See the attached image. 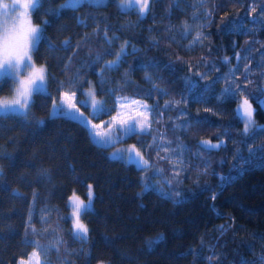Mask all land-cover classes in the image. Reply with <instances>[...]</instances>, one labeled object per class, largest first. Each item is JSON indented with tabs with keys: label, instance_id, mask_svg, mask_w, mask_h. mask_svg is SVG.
I'll return each mask as SVG.
<instances>
[{
	"label": "trees",
	"instance_id": "1",
	"mask_svg": "<svg viewBox=\"0 0 264 264\" xmlns=\"http://www.w3.org/2000/svg\"><path fill=\"white\" fill-rule=\"evenodd\" d=\"M60 1L30 12L42 29L31 55L47 68L46 88L27 120L0 122V264L33 247L54 264H264V0H150L143 16L117 0ZM122 46L118 68H105ZM87 81L104 108L94 120L115 111L118 95L154 110L150 134L131 136L147 169L112 159L87 129L50 114L61 91L79 86L78 98ZM237 84L254 110L248 135ZM10 88L6 79L0 96ZM202 139L220 147L206 150ZM88 183L81 241L67 197L84 196Z\"/></svg>",
	"mask_w": 264,
	"mask_h": 264
},
{
	"label": "snow or ice",
	"instance_id": "2",
	"mask_svg": "<svg viewBox=\"0 0 264 264\" xmlns=\"http://www.w3.org/2000/svg\"><path fill=\"white\" fill-rule=\"evenodd\" d=\"M72 4L79 3V0H70ZM42 0H29L28 3L21 4L20 7L23 9V12L20 13V23L19 26L13 24L12 27H9L7 24V18L3 25L2 31H0V92L3 91V82L6 79H11L12 84L17 85L15 88H10L11 95L9 97H0V122L4 119L9 118L10 116H19L27 120L30 113L33 96L36 93H40L44 90L45 84L47 82V68L46 66L37 67L32 61V52L36 50V45L39 43L42 36V29L38 26H33L29 19V12H35L41 6ZM138 4V11L141 16L145 15L150 8V0H136ZM8 5L3 3V0H0V8H7ZM255 10V9H254ZM47 23V21H45ZM203 33L198 32L196 34V40H199ZM65 47L69 45V41L64 42ZM127 42H125V46ZM125 46H122L120 51L115 53L116 59L109 61L104 67L107 69L118 68V65L121 62V56L125 52ZM30 68L31 71L27 73L26 79H19V77L25 75V69ZM247 70V69H246ZM103 69L101 70V75ZM79 75V73H78ZM147 80H151L150 76L145 77ZM84 81L81 82V84ZM91 85V81H87ZM79 86H74L71 89V95L68 91H64L60 97V103H57L56 100H53V109L55 114L58 116H63L69 120L75 121L80 124L82 127L89 131L90 138L94 144H97L100 147H106L109 144L118 142L124 137H131L137 135L142 138L145 134H150L149 128L151 120L149 118V113L153 112V109H150L148 105H140L138 101L132 100L129 102L130 105H136L139 109L137 112L138 116H142L143 119L137 120L136 123H130L134 119L133 116H128L127 120H119L117 116H113L112 120L105 122L109 132L102 135L99 131H93L100 128L102 125L92 124L90 120H87L84 117V114L80 112L77 104L81 101L76 100V91ZM237 91H241L242 102L238 105V108L242 110L244 119V135H248L254 127L253 120V108L249 103L248 98H243V91L240 89L237 84ZM226 92L232 93L233 89L228 87L225 89ZM85 96H90L93 112L91 113L94 117L99 113L104 112L102 102L96 99V90L95 87H90L88 92L84 93ZM122 101H127V98H121ZM119 102V101H118ZM259 102V101H258ZM67 104L68 110L63 109V105ZM122 107L124 104L121 105ZM165 107H168L166 104ZM162 115V114H161ZM119 123L120 128L116 129L115 124ZM37 123L43 124V121H38ZM137 124L139 125L140 132H136ZM89 125L91 127L89 128ZM119 131L120 135L116 138V141H113L111 132ZM170 143V142H169ZM222 143V142H221ZM202 147L206 150L211 148H218L220 144L211 145L210 142H203ZM129 154L127 160L129 163L135 164L137 166H142L143 169L149 167L148 160H145L141 152L135 149V146H129ZM250 152L252 149L249 150ZM135 153L133 156L132 153ZM175 153V150H173ZM112 159L123 160L125 159L123 153L120 149H117L115 153L111 156ZM138 158V159H137ZM164 157H161L163 159ZM171 162V161H170ZM48 173L47 169L41 170L39 175L46 176ZM3 172L0 170V177H2ZM25 179V177H21ZM223 179V178H222ZM230 179V178H228ZM15 195H19L17 192ZM177 196L180 193L176 194ZM94 197L93 186L88 185L87 191V204L74 192L69 201L72 207V231L74 236H76L81 241H86L88 238L89 229L85 223L82 222L81 217L86 215L91 211V203ZM215 199V196L212 197ZM29 220L31 221V211L29 213ZM33 232H36L35 228H32ZM159 238L156 240H151L148 242L149 247L156 244ZM38 243V242H37ZM56 245L62 244V240H57ZM59 250V249H57ZM19 264H50V261L47 259L41 261L40 254L34 251L27 260H21Z\"/></svg>",
	"mask_w": 264,
	"mask_h": 264
},
{
	"label": "rangeland",
	"instance_id": "3",
	"mask_svg": "<svg viewBox=\"0 0 264 264\" xmlns=\"http://www.w3.org/2000/svg\"><path fill=\"white\" fill-rule=\"evenodd\" d=\"M81 1H83V0H79V2H81ZM88 1H91V2H94V3H102L105 0H88ZM28 2H29V0H3V3L7 4L8 7L7 8H0V31H2V28H3V25L5 23L6 18H7V24H8L9 27H12L13 24L19 26L20 19H21L20 13L23 12V9L20 7V5L21 4H24V3H28ZM117 4L122 9L136 8L138 10V4L136 3V0H117ZM72 5H76V4H72L70 2V0H62V1H60L58 3L57 8H60L62 6H72ZM30 12H29V19L31 21V24L33 26H38V27L41 28V25L40 24L35 23V22H33L31 20ZM32 61L34 62V64L37 67H40L42 65L45 66L43 63H36L33 60V58H32ZM29 71H31L30 68L25 69V75L19 77V79H26L27 78V73ZM16 86L17 85H14L13 84V88H15ZM93 86H94L93 83H91V85L88 83V85L83 89V95L80 96V97H78V98L76 97V100L81 101V103L77 104V107H79L80 112H82L84 114V117L87 120H90L92 124L102 125L100 128L95 129L93 131H99L102 135H104L105 133L109 132V129L107 128L105 122L111 121L113 116H117L118 117V121H119V120H127L128 119V116L131 115V116L134 117V119L132 121H129L130 123H136L137 120L143 119L142 116H138L137 115V112H139L141 109H139L136 105H130L129 102L132 101V100H135V101H138L140 105H145V104L148 105L147 101H145L143 99H140V98H136V97L118 95L116 97V109H115V111L112 114L107 115V116H104L103 118H101L99 120H94L93 115L91 114L93 112L91 98H90V96H85L84 95V93L88 92L89 88L90 87H93ZM45 88H46V84H45L44 89ZM64 91L65 90L61 91L60 94H59V96L55 99L57 101V103H60V97H61L62 92H64ZM68 92H69V95H71V91H68ZM10 95H11V93L9 95H1L0 97H9ZM121 98H127V101H122ZM96 99L99 101V99L97 98V96H96ZM241 102H242V100L240 101V103ZM122 104H124L123 107L121 106ZM63 109L65 111L68 110V107H67V104L66 103L63 105ZM237 109H238L239 115L241 116V118L243 119V122H244V119L245 118L243 117L242 110L239 109L238 107H237ZM49 112H50V114H55V110L53 109V102H52V104L50 106V111ZM253 120H254V118H253ZM90 127H91V125H89V128ZM115 127H116V129H119L120 128V125H119L118 122H116ZM136 132L137 133L140 132V128H139V125L138 124H137V127H136ZM88 133H89V131H88ZM111 135H112L113 141H116V138L120 135V133H119V131H112L111 132ZM135 136L138 137L137 135H135ZM205 141L206 142H210L211 145H216V144H219L220 143V141H218V140H209V139H202L201 140V143L203 144V142H205ZM132 145L135 146V149H137V150L140 151L139 147L133 142V140L131 139V137H124L123 139L119 140L118 142H114L113 144H109L107 146V148H108L107 151H108V154L110 156H112V154L115 153L117 149H120L121 152L123 153L124 157H125V159H123V160L128 161L127 160V156L129 154V151L128 150H129V146H132ZM132 155L134 156L135 153L133 152ZM89 184H91V183H88L87 184V187L85 189V195L84 196L80 195L76 191H72L69 194V196L67 197L68 217L70 219L71 229H72V223H73V221H72V217H71L72 207H71V204H70V201H69V197H71L73 195V193L75 192L76 195H78L87 204V191H88V185ZM91 205H92V203H91ZM81 220H82L83 223H85V221H84V219L82 217H81ZM34 251L38 252V249L36 247H33L28 252V254L26 256L17 258L15 264H19V262L21 260H27L28 257L31 256V254ZM40 259H41V261L45 260L43 257H41V255H40ZM50 264H54V263L50 262ZM94 264H107V261L106 260H98Z\"/></svg>",
	"mask_w": 264,
	"mask_h": 264
}]
</instances>
